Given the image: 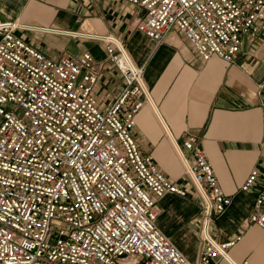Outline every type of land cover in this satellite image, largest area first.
I'll list each match as a JSON object with an SVG mask.
<instances>
[{"label": "built area", "instance_id": "2783aa9c", "mask_svg": "<svg viewBox=\"0 0 264 264\" xmlns=\"http://www.w3.org/2000/svg\"><path fill=\"white\" fill-rule=\"evenodd\" d=\"M122 1L133 7L138 31L162 41L176 29L202 61L217 56L234 62L244 39L253 43L264 30V0ZM25 28L0 17V264L229 259L235 239L220 242L204 226L226 210L231 197L192 137L184 142L190 157L180 153L203 204L197 260L190 261L156 225L157 201L187 191L141 152L133 135L148 93L125 46L112 35L99 37L123 77L118 96L104 109L93 91V56L65 51L50 57L17 33ZM256 95L264 142V80ZM256 177L253 169L241 189L252 191ZM263 201L259 193L249 221L264 232Z\"/></svg>", "mask_w": 264, "mask_h": 264}, {"label": "crops", "instance_id": "0c3cea01", "mask_svg": "<svg viewBox=\"0 0 264 264\" xmlns=\"http://www.w3.org/2000/svg\"><path fill=\"white\" fill-rule=\"evenodd\" d=\"M0 17L27 26L20 32L50 57L88 51L98 75L93 91L104 109L118 96L123 77L97 36L120 41L141 68L150 98L142 97L133 135L141 152L187 191L185 196L167 193L157 201L156 225L190 261L197 260L202 199L175 151L190 157L184 142L192 137L219 187L231 197L209 227L220 242L235 239L227 248L229 259L219 257L217 264H264V232L249 221L255 197L264 195L263 111L256 95L264 80V30L253 43L244 39L234 62L217 56L202 61L176 29L162 41L138 31L133 7L122 0H0ZM253 169V189L243 191ZM259 209L264 210V201Z\"/></svg>", "mask_w": 264, "mask_h": 264}, {"label": "bare ground", "instance_id": "6f19581e", "mask_svg": "<svg viewBox=\"0 0 264 264\" xmlns=\"http://www.w3.org/2000/svg\"><path fill=\"white\" fill-rule=\"evenodd\" d=\"M139 78V77H138ZM140 83H141V85H142V87H143V89L146 91V93H147V90L145 89V85H144V82H143V79H141L140 81H139ZM147 100H150V98L147 96ZM175 151H176V153L178 154V157H179V159H180V161H181V159H182V161L183 162H181L182 163V165H183V168H184V171H185V165H186V162L184 161V157L181 155V153H180V149L178 148V149H176V147H175ZM208 228V225H206V226H204V229L205 228ZM203 232V231H202Z\"/></svg>", "mask_w": 264, "mask_h": 264}, {"label": "rangeland", "instance_id": "374dc122", "mask_svg": "<svg viewBox=\"0 0 264 264\" xmlns=\"http://www.w3.org/2000/svg\"><path fill=\"white\" fill-rule=\"evenodd\" d=\"M22 38H24V39H26V37L24 36V34L23 33H21L20 31H18L17 32ZM201 217V216H200ZM201 219V218H200ZM211 223V222H210ZM209 227H210V225H209ZM208 231H209V233H210V230H209V228H208ZM211 234V233H210ZM199 236H200V228H199ZM138 260H142L141 258H139Z\"/></svg>", "mask_w": 264, "mask_h": 264}, {"label": "water", "instance_id": "95a60500", "mask_svg": "<svg viewBox=\"0 0 264 264\" xmlns=\"http://www.w3.org/2000/svg\"><path fill=\"white\" fill-rule=\"evenodd\" d=\"M97 37H100V36H97Z\"/></svg>", "mask_w": 264, "mask_h": 264}]
</instances>
